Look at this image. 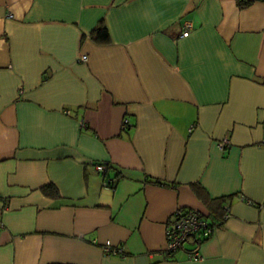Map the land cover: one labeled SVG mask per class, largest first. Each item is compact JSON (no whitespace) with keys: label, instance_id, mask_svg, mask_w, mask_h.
I'll return each instance as SVG.
<instances>
[{"label":"crops","instance_id":"1","mask_svg":"<svg viewBox=\"0 0 264 264\" xmlns=\"http://www.w3.org/2000/svg\"><path fill=\"white\" fill-rule=\"evenodd\" d=\"M0 220V264H264V0H0Z\"/></svg>","mask_w":264,"mask_h":264},{"label":"built area","instance_id":"2","mask_svg":"<svg viewBox=\"0 0 264 264\" xmlns=\"http://www.w3.org/2000/svg\"><path fill=\"white\" fill-rule=\"evenodd\" d=\"M192 29V23L190 20H185L183 22V32L182 37L188 36L190 30ZM81 60L86 61L87 56L82 55ZM128 120L124 119L122 123V128L128 126ZM192 128V127H191ZM230 144L229 139L224 137L218 143V147L224 150ZM97 170L105 171V165H96ZM115 178H107L105 184L110 185L114 183ZM229 212L226 209L223 219H227ZM1 225V220H0ZM218 224L213 223L207 219L203 214L196 210L176 208L172 213V219L169 224L165 226V256L171 258L175 253L183 248V245L190 238L207 239L210 237ZM101 250L106 255H121L123 253L122 249L118 246H113L110 241H105L100 245ZM188 258L199 260L202 255L198 251H191L188 253Z\"/></svg>","mask_w":264,"mask_h":264},{"label":"trees","instance_id":"3","mask_svg":"<svg viewBox=\"0 0 264 264\" xmlns=\"http://www.w3.org/2000/svg\"><path fill=\"white\" fill-rule=\"evenodd\" d=\"M256 0H236L237 5L239 6V8L244 9L249 7L251 4H253V2H255ZM90 37L93 41H95L98 44H105L108 43L110 41V33L109 30L105 24V22L103 20H101L91 31H90ZM42 190L44 191L45 194L49 195V196H58V191L56 189V187L52 184H47L44 185ZM228 205H221V209H223V213L221 215V222L220 223H216L218 225L222 224L224 222L223 216H224V212L226 211V209ZM225 210V211H224ZM213 222V221H212ZM215 223V222H213Z\"/></svg>","mask_w":264,"mask_h":264}]
</instances>
